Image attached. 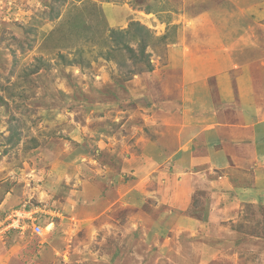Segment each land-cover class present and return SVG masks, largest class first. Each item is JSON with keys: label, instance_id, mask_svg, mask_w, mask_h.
<instances>
[{"label": "rangeland", "instance_id": "374dc122", "mask_svg": "<svg viewBox=\"0 0 264 264\" xmlns=\"http://www.w3.org/2000/svg\"><path fill=\"white\" fill-rule=\"evenodd\" d=\"M219 1L0 0V180L37 186L25 203L43 233L16 231L38 239L39 264H264V184L224 189L225 140L185 168L171 138L195 98L169 47Z\"/></svg>", "mask_w": 264, "mask_h": 264}, {"label": "crops", "instance_id": "0c3cea01", "mask_svg": "<svg viewBox=\"0 0 264 264\" xmlns=\"http://www.w3.org/2000/svg\"><path fill=\"white\" fill-rule=\"evenodd\" d=\"M125 14L116 20H123ZM187 17L177 29L179 42L169 47V57L181 72L179 94L195 98V101L190 99L193 104L189 110L181 111L180 122L173 126L171 138L180 141L181 147L188 146L185 151L180 149L175 157L180 165L187 164L185 168L204 164L206 159H212L209 143L216 138L225 140L227 145L220 153L227 152L224 159L228 164L219 175V185L227 189L236 184L238 189L248 193L249 186L244 182L249 183V177L253 176L256 182L249 187V193L257 194L258 186L264 184V178L260 180L264 177L260 161L264 160V0H221L198 13H188ZM184 49L188 51L184 53ZM235 145L237 150L230 152ZM198 151L205 153L200 155ZM243 152L246 154L241 155ZM146 161L144 157L142 162ZM244 164H247L245 171L238 176L235 167ZM57 165L58 168L65 166L64 163ZM246 169L250 170L248 177ZM16 186L6 187V180H0V227L4 230L0 232V264H39L43 255L35 235H21L16 229L6 230L7 227L1 226L7 212L21 204L19 200L25 203L31 199L37 189L36 185H30V189L25 185L18 193ZM111 189L108 201L114 198ZM159 206H146L144 212ZM220 207L226 213L229 204ZM74 209L78 212L80 205ZM58 214L64 222L65 211ZM227 218L233 216L229 214ZM55 222V219L51 221L53 225ZM158 228L165 230L166 226Z\"/></svg>", "mask_w": 264, "mask_h": 264}, {"label": "built area", "instance_id": "2783aa9c", "mask_svg": "<svg viewBox=\"0 0 264 264\" xmlns=\"http://www.w3.org/2000/svg\"><path fill=\"white\" fill-rule=\"evenodd\" d=\"M29 208L27 203H23L19 207L10 209L5 215L4 222L1 226L10 227L11 229L14 228L21 232L26 229V227L31 226L35 234H42V226L37 221L38 219L33 210Z\"/></svg>", "mask_w": 264, "mask_h": 264}]
</instances>
